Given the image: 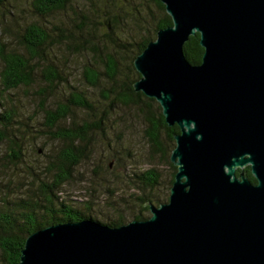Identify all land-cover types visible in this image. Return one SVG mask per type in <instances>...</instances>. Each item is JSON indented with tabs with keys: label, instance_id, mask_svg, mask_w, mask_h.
<instances>
[{
	"label": "water",
	"instance_id": "water-1",
	"mask_svg": "<svg viewBox=\"0 0 264 264\" xmlns=\"http://www.w3.org/2000/svg\"><path fill=\"white\" fill-rule=\"evenodd\" d=\"M161 2L173 24L135 57L133 87L180 127L169 199L118 226L46 225L18 264H264V0ZM196 33L199 64L184 53Z\"/></svg>",
	"mask_w": 264,
	"mask_h": 264
},
{
	"label": "trees",
	"instance_id": "trees-1",
	"mask_svg": "<svg viewBox=\"0 0 264 264\" xmlns=\"http://www.w3.org/2000/svg\"><path fill=\"white\" fill-rule=\"evenodd\" d=\"M14 8L10 0H0V26L6 31L8 22L17 20ZM30 9L34 18L14 32L17 46L0 39V131L8 142L4 157L18 171L23 170L26 148L17 132L23 128L24 133H31L30 124L21 120L16 104L7 100L8 93L21 87L36 89L43 123L61 145L50 153L43 147L37 150L46 157L41 167L27 163L26 176L31 181L26 195L20 194L24 190L21 180L0 182V264H18L27 236L46 225L84 218L100 221L63 198L62 187L86 160L90 145L101 141L109 149L115 146L110 132L120 108L137 110L144 119L148 143L167 157L173 168L166 191L156 167L134 172L137 194L133 204L137 209L133 219L150 217V202L159 205L169 199L177 171L170 150L175 147L179 125L169 126L157 100L133 87L141 76L134 66L135 57L157 37L158 30L173 24L161 0H32ZM184 53L193 64L201 63L204 48L199 33L185 42ZM68 54L85 58L83 77L99 89L96 98L72 84H63L68 80L59 65ZM54 92L57 100L48 105ZM242 172L256 182L250 166L238 168L236 174ZM85 208L92 210L90 203ZM126 221L119 213L115 218H103L102 223L118 226Z\"/></svg>",
	"mask_w": 264,
	"mask_h": 264
},
{
	"label": "rangeland",
	"instance_id": "rangeland-1",
	"mask_svg": "<svg viewBox=\"0 0 264 264\" xmlns=\"http://www.w3.org/2000/svg\"><path fill=\"white\" fill-rule=\"evenodd\" d=\"M10 2L18 14L17 20L8 22V31L0 26V39L6 41L9 46L16 47L13 38L15 30L24 21L34 18L30 9L32 0H10ZM55 51L58 52V49ZM85 65V58L79 55L68 54L61 58L59 69H62L61 71L68 80L63 84L68 87L72 84L96 98L100 92L99 89L85 82L83 77ZM1 67L0 62V70ZM39 80H42L40 76ZM101 83L106 84V81L102 80ZM2 95L0 84V102ZM53 95L54 98L49 95L48 105L56 102L58 93L54 92ZM8 97L7 100L16 104L21 120L30 124L28 129L31 133H24L23 128L22 132H17L22 135L19 136V140L26 148L23 170L18 171L4 157L5 152L8 151V142L2 137L0 131V182L8 183L14 180L18 183L21 180L24 190L20 194L26 195L31 181L26 176L27 163L41 167L46 157L37 150L43 147L46 152L50 153L53 150L56 151L61 143L50 136L43 123L44 112L41 109V100L36 89L21 87L12 91L11 94L8 93ZM0 111L2 112L1 108ZM114 115L110 137L115 146L109 149L101 141L90 145L88 157L76 168L71 180L63 185L61 196L70 203L80 206L87 214L91 212L92 216L97 217L101 222L103 218H115L119 213H123L128 222L133 219V211L137 209L133 204L137 194V189L134 187L135 182L132 181L134 172L156 167L161 173L163 190L166 191L173 168L167 162V157L160 155L148 143L144 135V119L137 110L120 108L119 113ZM89 203L92 206L91 211L85 208V205Z\"/></svg>",
	"mask_w": 264,
	"mask_h": 264
}]
</instances>
